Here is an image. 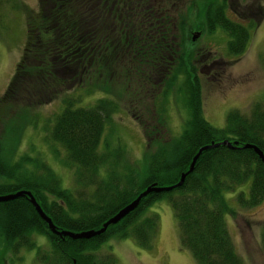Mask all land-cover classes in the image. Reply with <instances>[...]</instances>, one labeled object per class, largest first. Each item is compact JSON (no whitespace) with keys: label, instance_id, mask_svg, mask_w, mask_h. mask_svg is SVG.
<instances>
[{"label":"trees","instance_id":"trees-1","mask_svg":"<svg viewBox=\"0 0 264 264\" xmlns=\"http://www.w3.org/2000/svg\"><path fill=\"white\" fill-rule=\"evenodd\" d=\"M164 1L37 0L35 11L25 17L21 57L0 95L1 111L11 107L7 101H15L30 113L12 112L5 121L0 116V195L29 192L56 231L98 229L147 186H173L198 147L223 140L235 142V147L203 150L182 185L147 193L133 210L93 238L71 240L50 232L24 195L0 201L2 252L16 255L21 249L34 250V264H115L116 257L104 242L130 238L143 250L150 249L158 217L147 210L161 199L171 207L177 242L196 264H243L224 217L229 212V193L236 188L239 191L232 198L236 208L256 206L264 197V164L253 149L241 147L256 146L264 156V101L253 102L247 115L226 113L222 128L200 118V86L191 64L195 54L185 50L183 36L177 34L185 18L176 21L179 15L174 16L173 6L165 8ZM171 1L183 4L182 0L168 4ZM191 3L198 24L206 32L218 28L225 32L226 53L239 57L247 46L248 27L227 20L223 9L227 0ZM121 62L123 79L117 76L114 82L112 75H105L106 65ZM153 84L161 85V97L176 87L175 97H184L191 118L169 141H152L153 131L143 129L147 141L141 163L121 166V153L101 142L103 130L112 124L120 97L129 100L125 110L130 117L146 125L141 120L147 115L143 103H153L157 92ZM17 91L26 95L19 99ZM97 91L105 96L86 100ZM50 101H56L59 109L41 125H48L46 145L52 152L56 153L53 144L62 149L64 156L57 164L72 170L70 189L60 186V178L38 151L27 155L18 148L25 125L36 124L33 111ZM260 228L259 247L264 254V222ZM33 235L43 236L48 245L39 247Z\"/></svg>","mask_w":264,"mask_h":264},{"label":"rangeland","instance_id":"rangeland-1","mask_svg":"<svg viewBox=\"0 0 264 264\" xmlns=\"http://www.w3.org/2000/svg\"><path fill=\"white\" fill-rule=\"evenodd\" d=\"M179 2L178 0H174ZM165 8L172 7L173 14L177 20L182 21L181 29L177 30L179 37L183 36V45L189 50H193L195 58L191 64L195 67L194 75L197 77V84L200 86V118L204 119L209 126L216 128L223 127L225 114L236 111L247 115L255 101H264V0H227L224 11L227 20L235 21L248 27L249 37L247 46L240 56L228 55L226 53L227 36L220 28L206 32V28L198 24L196 18V7L191 0H182L183 4H175L173 1L168 4L165 0ZM37 0H0V95L5 90L8 81L12 78L13 69L16 62L21 57L24 47V39L27 13L35 11ZM188 7V9H187ZM175 9V10H174ZM187 9V12H186ZM186 16H185V14ZM198 33L196 39L192 33ZM125 65L122 62L115 67L107 66L105 75H112L115 82L117 76L123 79L120 74L121 68ZM161 85L153 84V103L151 100L143 103L146 106V116L141 118L144 124L139 125L137 120L130 117L128 108L129 100L120 97L117 112L112 117V124L103 130L101 142L110 145L111 150L117 149L121 153L118 160L121 166L139 165L144 154L145 141L147 136L144 130H152L151 140H171V136L181 133L182 125L188 117L187 108L184 106V97H175V88L171 86V91L165 97H161ZM147 87V86H146ZM160 90V92H159ZM144 92V91H141ZM159 92L158 95H156ZM19 99L26 95L25 92L17 91ZM16 93V94H17ZM18 95V94H17ZM105 96L97 91L86 100H96ZM18 99V100H19ZM17 102H23L19 100ZM8 109L0 110V116L5 121L12 112L23 110L21 103L7 101ZM92 102V101H91ZM87 103V102H86ZM56 101H50L44 106L37 107L33 112L37 114L35 126L25 125L22 132L18 148L25 154L33 155L38 151V155L47 159V164L55 171L60 178V186L72 187L71 169L57 164L59 157H63L62 149L53 144L55 151L52 152L49 145H46L45 130L47 126L41 122L49 121L59 109ZM140 111V110H139ZM142 112L140 111L139 114ZM2 114H5L4 116ZM0 117V118H1ZM162 119H161V118ZM139 125V126H138ZM144 129V130H143ZM1 133V130H0ZM168 143V142H167ZM137 167V166H136ZM229 193L228 214L224 217L225 228L233 243L239 260L243 264H264V254L260 249V224L264 222V197L258 205L245 208H236L232 201L233 195L238 192ZM228 196L226 194L224 197ZM167 201L158 200L147 211L157 215L158 228L155 239L152 240V247L145 249L132 243L130 238L124 240L114 238L104 242V247L112 250L116 257L115 264H196L189 252L177 242L176 222ZM149 215L148 212H146ZM34 237V235H33ZM39 247L48 245L46 238L34 237ZM103 247V248H104ZM34 250L21 249L19 253L9 254L0 250V264H34L32 260Z\"/></svg>","mask_w":264,"mask_h":264},{"label":"water","instance_id":"water-1","mask_svg":"<svg viewBox=\"0 0 264 264\" xmlns=\"http://www.w3.org/2000/svg\"><path fill=\"white\" fill-rule=\"evenodd\" d=\"M193 36H192V39L197 37L198 33H192ZM235 142L231 144H229V142L227 140H223V141H219V142H216V143H209V144H205L203 145L202 147H198L197 151L195 154H193L192 156V160L190 161L189 165L187 166V170L185 172H183V174H180V176H178V181L173 184V186H163V188L159 187V186H155V185H152V186H147L146 188L143 189V191H141L140 193H138V195L131 201V202H128L127 205L123 206L122 209H119L117 210L114 215L111 217V218H108L106 221H103V223L101 224V226L98 228V229H92V230H84L82 232H69L67 230H61V231H56L54 226L52 225V221L51 219L47 218L43 211L41 210V208H39L37 206V203L35 201L34 198H32V196L29 194V192H26V191H22V190H19L18 192H14V193H10L8 195H0V201H8V199H11V198H17L19 195H24L26 196V198L28 199V201L31 203L30 205L35 209V211L37 212V216L38 218H41L42 220L45 221L46 223V227L49 228V231L51 232H54L56 233V235H59V237H62V236H66V237H69L71 240L72 239H80V240H83V239H88V238H93V236L95 235H98V234H101L105 228L108 226V224L110 225H113V223H115L116 221H118L120 218L122 219L124 215H126L127 212L133 210L135 208V206L138 204V200L139 199H142L147 193L151 192H163V191H167L169 189H173L174 187H177V186H180L182 185L183 183V177L192 172V166L194 165V162L195 160L197 159L196 157L203 152V150H206V149H209V148H213L214 146H217V145H221V146H227V147H232V149L235 147ZM242 149L244 148H251L253 149V153L256 154L260 160L263 162L264 164V156L262 155L261 153V150L258 149L256 146L254 147L253 145H250V144H243L242 146Z\"/></svg>","mask_w":264,"mask_h":264}]
</instances>
